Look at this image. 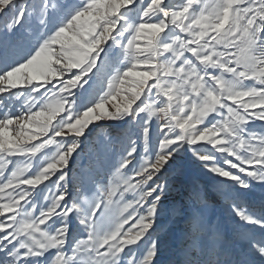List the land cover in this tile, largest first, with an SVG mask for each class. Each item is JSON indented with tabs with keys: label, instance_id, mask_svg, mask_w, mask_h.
<instances>
[{
	"label": "snow or ice",
	"instance_id": "6c2138e0",
	"mask_svg": "<svg viewBox=\"0 0 264 264\" xmlns=\"http://www.w3.org/2000/svg\"><path fill=\"white\" fill-rule=\"evenodd\" d=\"M0 264H264V0H0Z\"/></svg>",
	"mask_w": 264,
	"mask_h": 264
},
{
	"label": "rangeland",
	"instance_id": "374dc122",
	"mask_svg": "<svg viewBox=\"0 0 264 264\" xmlns=\"http://www.w3.org/2000/svg\"><path fill=\"white\" fill-rule=\"evenodd\" d=\"M13 106L18 111L19 102L13 101ZM184 174L176 181L167 193V200L165 206L170 208L171 211L161 218V223L165 229L171 230V232H178L183 227V221L181 220V206L187 200V188L192 182L197 183L201 188L206 189L208 197V215L214 222H227L231 223V217L229 215V208L223 203L221 198L216 195L217 184L213 178L204 172L197 163L186 158L183 162ZM255 192L258 196L260 189L257 187Z\"/></svg>",
	"mask_w": 264,
	"mask_h": 264
}]
</instances>
